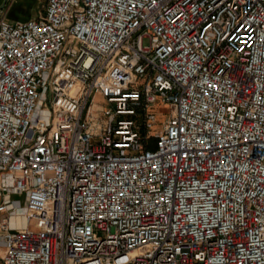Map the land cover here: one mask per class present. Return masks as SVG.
<instances>
[{
	"label": "built area",
	"instance_id": "1",
	"mask_svg": "<svg viewBox=\"0 0 264 264\" xmlns=\"http://www.w3.org/2000/svg\"><path fill=\"white\" fill-rule=\"evenodd\" d=\"M0 243L1 264H264V0L0 10Z\"/></svg>",
	"mask_w": 264,
	"mask_h": 264
},
{
	"label": "crops",
	"instance_id": "2",
	"mask_svg": "<svg viewBox=\"0 0 264 264\" xmlns=\"http://www.w3.org/2000/svg\"><path fill=\"white\" fill-rule=\"evenodd\" d=\"M45 0H0V10L9 21L25 20L44 12Z\"/></svg>",
	"mask_w": 264,
	"mask_h": 264
},
{
	"label": "rangeland",
	"instance_id": "3",
	"mask_svg": "<svg viewBox=\"0 0 264 264\" xmlns=\"http://www.w3.org/2000/svg\"><path fill=\"white\" fill-rule=\"evenodd\" d=\"M142 43H143L144 46L146 45V43H147L146 38L142 39ZM94 100L96 102H101L99 96H97V95L94 96ZM165 107H166L165 103H157L156 104V110L159 112L157 114V119L160 120L163 117L162 112L165 111ZM157 126H158V124L155 125V127H157ZM11 197L12 198H18L19 200H21L22 195L21 194H12ZM0 246H1V243H0ZM0 264H1V262H0Z\"/></svg>",
	"mask_w": 264,
	"mask_h": 264
},
{
	"label": "bare ground",
	"instance_id": "4",
	"mask_svg": "<svg viewBox=\"0 0 264 264\" xmlns=\"http://www.w3.org/2000/svg\"><path fill=\"white\" fill-rule=\"evenodd\" d=\"M11 222L20 223L23 222V220L21 218H11Z\"/></svg>",
	"mask_w": 264,
	"mask_h": 264
}]
</instances>
